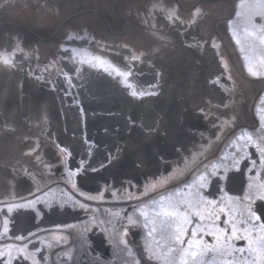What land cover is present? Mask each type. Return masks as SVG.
I'll list each match as a JSON object with an SVG mask.
<instances>
[{"label": "flooded vegetation", "instance_id": "1", "mask_svg": "<svg viewBox=\"0 0 264 264\" xmlns=\"http://www.w3.org/2000/svg\"><path fill=\"white\" fill-rule=\"evenodd\" d=\"M262 240L264 0H0V264Z\"/></svg>", "mask_w": 264, "mask_h": 264}, {"label": "snow or ice", "instance_id": "2", "mask_svg": "<svg viewBox=\"0 0 264 264\" xmlns=\"http://www.w3.org/2000/svg\"><path fill=\"white\" fill-rule=\"evenodd\" d=\"M3 62L6 63V64H10V63H11V61L8 60V59H4ZM133 95H136V93H133ZM176 239H177L178 242H181L180 239H179V237H177ZM181 243H182V242H181ZM249 244H251V241H249ZM251 250H252V249H251V247H250V248H249V251H251ZM258 250H259L260 253H261V257H264V240L261 241V244H260ZM236 251H238V252H242L243 250H241V249H237ZM185 254H186V255H196L195 253H185ZM241 264H247V262L244 261V260L242 259ZM252 264H256L255 260L252 261Z\"/></svg>", "mask_w": 264, "mask_h": 264}]
</instances>
